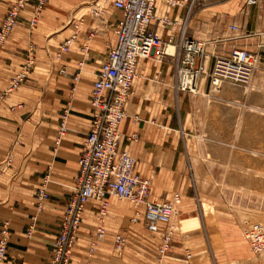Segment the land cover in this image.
I'll use <instances>...</instances> for the list:
<instances>
[{
  "label": "crops",
  "instance_id": "obj_1",
  "mask_svg": "<svg viewBox=\"0 0 264 264\" xmlns=\"http://www.w3.org/2000/svg\"><path fill=\"white\" fill-rule=\"evenodd\" d=\"M13 2L0 0V27ZM35 4L33 0L22 10L19 24L0 52V90L6 89L21 70L30 46H34L36 56V68L30 76L0 102V164L12 149L15 154L12 164L0 174V234L5 221L10 222L11 229L6 264L49 262L52 243L74 192L79 156L92 126L93 83L110 47L117 41L115 30L122 17L121 10L113 5L121 15L99 20L101 28L91 27L57 61L55 53L69 37L71 26L59 34L55 32L65 26L61 11L69 7L59 0H49L36 28L31 29L29 19ZM156 15L151 28L165 42L171 36L178 42L182 30L197 38L196 34L206 33L209 27L220 23V32L205 40L204 59L209 69L216 56L228 55L235 47L247 48L260 56L248 86L225 83L219 92H213L205 77L196 94L178 88L177 57L166 56L161 62L144 59L138 64L133 94L126 105L128 116L121 126L125 134H137V139H124L121 147L135 157L137 173L151 179L150 200L171 199L175 192H181L179 207L192 214L197 206L194 198L201 190L251 189L244 184L252 183L253 160L255 172H262L258 158L236 151L232 144L241 129L250 136L246 141H251L252 131L258 127L264 138V0L252 6L246 0H225L203 7L196 0L191 8L189 4L170 6L160 0ZM166 17L173 23H166ZM231 25L238 28L232 29ZM237 30L239 33L235 34ZM90 32L93 35L89 38ZM208 42L216 47L225 43L226 53H212L210 61ZM86 46L88 49L84 50ZM63 67L65 72L61 71ZM38 68L44 72H38ZM66 109L68 131L58 143ZM47 175L51 178L50 198L29 235L32 217L37 214L36 192ZM113 198L110 207L115 203ZM97 205L94 201L88 203L82 225L88 215L97 216ZM204 207L210 218L212 208L208 204ZM185 224L187 232L200 238L198 228H194L199 225L197 218ZM206 228L208 231L201 236H213ZM81 229L77 246L84 236ZM233 233L241 235L238 229ZM154 236L161 238L162 233ZM76 251L77 247L72 264L78 263Z\"/></svg>",
  "mask_w": 264,
  "mask_h": 264
},
{
  "label": "built area",
  "instance_id": "obj_2",
  "mask_svg": "<svg viewBox=\"0 0 264 264\" xmlns=\"http://www.w3.org/2000/svg\"><path fill=\"white\" fill-rule=\"evenodd\" d=\"M33 0H14L8 8L7 14L0 27V52L9 35L19 24L21 12ZM49 0H36L29 19V26L35 29L42 11ZM121 10L122 17L116 27L117 41L112 45L102 63L101 69L93 83L91 105L94 108L92 126L87 133L85 143L79 156V172L75 179L73 195L65 207L60 232L52 243L48 264H72L75 249L78 244L79 231L82 227L85 211L89 202L97 205L98 224L93 232L89 247V255L93 256L96 246L106 234V217L110 209V199H128L138 207L144 206V220L146 229L153 233H162L158 245V254L163 257L170 251L173 236L176 231L174 219L182 203L183 195L175 192L171 199L162 201L150 200L151 179L136 171V159L121 147L124 139H137V134H125L121 130L122 123L127 118L126 105L133 94V82L138 76V64L141 60L154 58L161 62L166 56L177 57L176 79L177 86L182 91L190 93L200 92L203 78L209 79V86L213 92H219L224 81L248 86L258 67L260 56L258 53L245 48L235 47L228 55L215 57L213 66L208 68L205 40L188 36L181 31V39L175 42L171 36L164 41L158 31L151 28L157 18L156 6L160 0H108ZM170 6H184L190 8L196 0H161ZM261 0H246L247 5H258ZM94 15L102 17L105 7L97 2L93 8ZM166 23L170 18L163 19ZM177 23V22H174ZM237 29L236 25L230 26ZM76 30L58 48L55 58L61 61L72 45L78 40L80 24H75ZM93 35L89 33V38ZM88 47H84L87 50ZM203 58V59H202ZM84 60L79 62L82 67ZM35 65V48L30 46L26 51L25 61L21 70L12 78L9 86L0 90V99L10 91L16 89L31 73ZM62 72L66 68L61 69ZM79 78V74L77 75ZM69 109L63 113L57 141L61 142L68 131L67 121ZM11 150L0 164V174L10 166L14 160ZM51 181L47 175L43 184L36 192L37 214L32 217L28 234H32L38 220V214L46 206L50 198L48 184ZM141 214L135 211L133 220ZM10 222L3 223L0 234V264H6V256L10 244ZM245 237L253 253L264 251V223L255 222L248 225ZM126 238L123 234L115 235V245L121 249ZM190 256L186 263L191 264ZM86 264H93L90 259Z\"/></svg>",
  "mask_w": 264,
  "mask_h": 264
},
{
  "label": "rangeland",
  "instance_id": "obj_3",
  "mask_svg": "<svg viewBox=\"0 0 264 264\" xmlns=\"http://www.w3.org/2000/svg\"><path fill=\"white\" fill-rule=\"evenodd\" d=\"M59 1L69 8L61 11V16L66 18V24L61 30L56 31L55 35L71 26L70 36L76 30L75 24L79 23L80 32L77 42L82 40V37L91 27L101 28L98 24L99 20L109 19L112 14L121 15V12L116 10L108 0ZM222 1L225 0H199V6H208ZM97 2L105 7V14L102 17L94 15L93 8ZM214 26L217 29L215 31H213ZM214 26L209 27L206 33L196 34V37L201 40H210L213 34L216 36L222 28L218 22ZM238 33L239 30L235 31V34ZM207 46V55L211 57L210 61L212 60V53H226L225 43H220L216 47V44L208 42ZM35 68L36 56L33 70ZM37 71L44 72L39 68ZM225 83L232 82L227 80L224 81L223 85ZM3 99H0V102ZM249 137L244 134L242 129L237 131V141L232 146L236 151L251 153L253 159L258 158L257 160L261 161L262 172H255L254 166L256 165L255 160H253L252 183L244 184L251 189L229 190L227 192L223 190H201L199 195L194 198L197 203L194 213L187 214L184 207H179L174 219L176 231L173 236V243L166 256L161 257L158 254L160 238L146 229L143 204L137 209L130 200L114 197L113 201L116 205L114 206L115 203L111 205L106 217V234L99 240L92 257L89 255V247L98 219L93 213L85 219L81 229L84 236L81 237L80 245L77 246L76 251L77 264H86L90 259L93 264H187L186 258L188 256H190L191 264H264V251L258 254L253 253L245 237V230L249 224L264 223V138L260 135L259 127L257 131H252L251 141H246L245 139ZM204 204H208L212 208L210 209L212 210L210 218L206 214ZM136 210H140L141 214L137 220H133ZM192 218L199 220V225L194 228H198L200 238L187 232L189 228H185V223ZM206 226L209 228V235L212 234L213 236L203 237L208 231ZM236 229L239 230L240 236L233 233ZM118 233L123 234L126 238L120 250L116 248L114 241L115 235ZM201 234L203 235L201 236Z\"/></svg>",
  "mask_w": 264,
  "mask_h": 264
},
{
  "label": "bare ground",
  "instance_id": "obj_4",
  "mask_svg": "<svg viewBox=\"0 0 264 264\" xmlns=\"http://www.w3.org/2000/svg\"><path fill=\"white\" fill-rule=\"evenodd\" d=\"M100 3V2H99ZM47 5V4H46ZM43 12V11H42ZM197 39H199V38H197Z\"/></svg>",
  "mask_w": 264,
  "mask_h": 264
}]
</instances>
